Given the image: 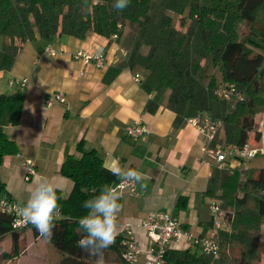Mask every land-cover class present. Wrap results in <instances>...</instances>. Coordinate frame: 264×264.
I'll use <instances>...</instances> for the list:
<instances>
[{
    "label": "trees",
    "instance_id": "1",
    "mask_svg": "<svg viewBox=\"0 0 264 264\" xmlns=\"http://www.w3.org/2000/svg\"><path fill=\"white\" fill-rule=\"evenodd\" d=\"M0 0V72H8L28 41L53 43L68 36L86 40L93 34L111 39L125 52L110 82L122 68L139 76L140 87L151 95L144 112L154 114L165 107L175 115L178 129L190 118L206 115L221 123L212 145L241 147L250 134L259 141L256 117L264 114V32L255 22L264 0H130L125 10L115 0ZM227 99L220 89H230ZM24 104L20 91L0 94V166L18 154L4 129L19 125ZM79 158L68 156L60 174L69 179L67 197L60 193L61 214L51 238L31 229L35 238L49 240L64 264H93V257L76 242L83 233L78 220L87 213L84 201L98 194L103 185L114 186L117 177L106 171L93 150L77 147ZM4 184L0 180V191ZM206 194L216 200L223 227L212 225L205 237L220 246L218 259L190 246L184 252L167 250L164 264H264V168L237 172L213 169ZM25 231V230H22ZM0 213V239L9 235L14 249L20 233ZM202 237V236H199ZM122 236L105 251V264H126Z\"/></svg>",
    "mask_w": 264,
    "mask_h": 264
},
{
    "label": "crops",
    "instance_id": "2",
    "mask_svg": "<svg viewBox=\"0 0 264 264\" xmlns=\"http://www.w3.org/2000/svg\"><path fill=\"white\" fill-rule=\"evenodd\" d=\"M46 47L63 52L49 56ZM79 51L91 55L103 51V67L84 66L74 58ZM124 57L116 40L97 34L83 41L63 36L51 44L40 40L26 42L12 68L0 72V94H24L19 125L4 129L6 137L18 148V154L0 166L6 196L18 202L26 200L29 186L37 176H44L59 185L58 193L67 197L72 183L60 174V167L68 156H81L77 150L81 143L83 151H95L103 162L115 158L121 166L145 174L142 183L146 187L136 183L137 196L124 193L120 201L123 209L118 217V236L122 235V226L130 224L136 242L146 249L148 240L142 222L150 212H166L176 216L184 230L205 237L212 228L208 223L210 205L216 201L206 191L216 166L213 162L201 163L202 136L187 124L174 129L172 111L162 106L154 114L144 112L151 95L141 89L136 75L127 68L106 82ZM13 79H26L28 85L10 86ZM55 94H62L65 103L47 107L46 101ZM134 122L146 127L144 139L126 135V128ZM255 129L260 137L254 147L264 148V114L256 117ZM26 160L36 171L27 183L22 168ZM248 164L247 170H257ZM22 177L26 184L14 189L18 187L16 180ZM187 249L185 243L169 246L176 252Z\"/></svg>",
    "mask_w": 264,
    "mask_h": 264
},
{
    "label": "built area",
    "instance_id": "3",
    "mask_svg": "<svg viewBox=\"0 0 264 264\" xmlns=\"http://www.w3.org/2000/svg\"><path fill=\"white\" fill-rule=\"evenodd\" d=\"M115 36L111 39L115 40ZM63 50L56 51L51 47L45 48V53L49 56H56ZM74 58L82 62L84 66L94 64L96 67H103V51H99L93 55L79 51L74 54ZM135 80L139 82V76H135ZM10 86L26 87L28 81L26 79H13L9 82ZM233 89H220L217 92L219 98L227 99L229 93ZM65 98L62 94H55L48 98L46 106L51 107L54 104H64ZM186 124L193 127L203 138V146L201 149L203 158L202 164L213 162L218 170L228 172H238L243 178L244 172L247 171V163L255 159L257 156H264V148L254 147L246 143L241 147L220 145L213 146L214 137L221 126V123L213 120L206 115H198L186 121ZM126 135L132 139H144L148 133L146 127L141 122H134L126 128ZM241 165L243 166L242 168ZM24 180L29 182L36 171L31 161L26 160L23 164ZM115 186V185H114ZM124 193L130 197L137 196V184L128 182L124 188ZM19 203L11 198L0 196V213L6 215L10 219V226L13 231L35 229L31 224L14 226L15 220L19 219L15 211H9L12 205ZM210 213L212 216L214 230H220L223 222L220 216V208L216 203L210 205ZM148 246L142 249L134 238L133 228L130 224L122 226V250L123 260L126 264H164V257L169 246L173 243H185L198 248L202 253L209 254L213 259H218L220 246L214 239L207 237H199L193 233L184 230L179 219L173 214L166 212H150L142 222Z\"/></svg>",
    "mask_w": 264,
    "mask_h": 264
},
{
    "label": "clouds",
    "instance_id": "4",
    "mask_svg": "<svg viewBox=\"0 0 264 264\" xmlns=\"http://www.w3.org/2000/svg\"><path fill=\"white\" fill-rule=\"evenodd\" d=\"M129 5L130 0H115L113 6L122 12ZM84 7L91 10L87 0ZM102 167L117 177L119 183L115 186L103 185L97 195L84 201L83 207L87 209V213L78 220L79 230L83 235L76 242V246L94 258L93 264H105V251L114 244L119 234L118 217L123 209L120 201L126 184L134 182L146 187L142 183L146 179L143 172L121 166L115 158L105 160ZM59 190L60 186L50 178L37 176L33 185L27 189L26 200L12 205L9 209L15 211L19 217L14 226L31 224L42 237L51 238L57 220L71 219L61 214Z\"/></svg>",
    "mask_w": 264,
    "mask_h": 264
},
{
    "label": "rangeland",
    "instance_id": "5",
    "mask_svg": "<svg viewBox=\"0 0 264 264\" xmlns=\"http://www.w3.org/2000/svg\"><path fill=\"white\" fill-rule=\"evenodd\" d=\"M255 25L257 28L264 29V10L260 11ZM249 141L253 146L257 145L254 140V132L250 134ZM248 165L257 169L264 168V156H257ZM16 181L18 187H14V189H20L27 183L25 180L26 183L23 181V177ZM1 182H3L2 179ZM9 182L11 183V181ZM0 196L7 197L6 191H0ZM254 234L264 235V227L254 230ZM0 264H64V260L49 240L44 238L37 240L33 232L28 229L20 233L18 246L15 249L9 235L0 239Z\"/></svg>",
    "mask_w": 264,
    "mask_h": 264
}]
</instances>
